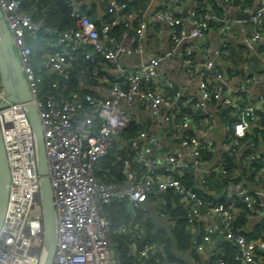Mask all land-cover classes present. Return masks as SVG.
Wrapping results in <instances>:
<instances>
[{"label": "built area", "instance_id": "2783aa9c", "mask_svg": "<svg viewBox=\"0 0 264 264\" xmlns=\"http://www.w3.org/2000/svg\"><path fill=\"white\" fill-rule=\"evenodd\" d=\"M81 1L63 0L73 25L61 28L47 23L45 14L34 17L35 9L22 0H0L42 129L54 211L49 264H120L114 233L128 239L136 256L133 264H147L153 257L158 263L166 255L164 245L138 248L141 226L111 228L105 206L126 201L133 213L148 211L167 225L166 192H173L172 203L186 211L197 253L218 254L217 238L234 246L237 264H264V232L252 238L240 232L242 227H233L237 202L249 220L255 219L245 232L264 218V137L255 135L264 117V93L252 90L264 79V69L246 70L243 81L232 84L231 49L206 41L210 28L224 38L237 24L239 44L255 51L263 40L264 0L249 11V29L226 14L223 0H214L219 10L207 9L202 17L205 5L198 0H165L154 11H141L134 32L129 24L138 14L135 9L127 12L123 2L109 0L108 13L92 19L79 7ZM238 1L248 11V0ZM185 3L190 5L183 10ZM159 21H165L169 46L134 67L125 65V57L142 53L140 38L147 31L158 40ZM118 23L125 28L115 33ZM43 41L49 49L40 61L35 47ZM169 59L176 61L169 64ZM79 60L93 64L90 73L97 83L89 90L82 75L80 90L68 85ZM0 101L10 169L0 264H43L49 247L35 133L24 104L5 97L1 78ZM225 107L231 109L232 122L219 119V109ZM230 159L237 164L232 174ZM229 174L221 187H211L210 178ZM183 259L187 264H224L220 258L205 263L189 254ZM164 262L174 264L168 258Z\"/></svg>", "mask_w": 264, "mask_h": 264}, {"label": "trees", "instance_id": "16d2710c", "mask_svg": "<svg viewBox=\"0 0 264 264\" xmlns=\"http://www.w3.org/2000/svg\"><path fill=\"white\" fill-rule=\"evenodd\" d=\"M25 4V7L32 6L35 9L34 17H37L40 14H45L47 18V23L50 25H56L61 28H67L73 25V21L70 17V9L63 3L62 0H22ZM119 2H123L125 4V11H130L131 9H135L138 14L134 16L129 24L130 31L134 32L138 19L141 16V11H143L146 7L147 0H118ZM201 4L203 3L205 6L203 7L202 11L199 12V17L204 16V12L207 9H212L218 11L220 6L218 7L215 4L214 0H198ZM200 6V4H199ZM207 6H210L207 8ZM87 15V13H86ZM91 18V15H87ZM124 25L122 23H118L115 28V33H119L124 29ZM39 38L42 37L41 35L38 36ZM46 39V38H45ZM47 40V39H46ZM49 48L46 46L45 41L36 43L35 51L37 57L40 61L43 59V55L45 54L46 50ZM231 56V52L229 57ZM93 67V64L89 61H78L77 64L73 66L71 70V79L68 80V85L72 89L80 90V85L78 82V76L82 75L85 77V82L88 86L97 83V80L91 76L90 69ZM232 67L233 63L231 62V67L228 68V74L232 75ZM84 69V72L81 73V70ZM234 74V73H233ZM46 83L48 82V78H46ZM82 88V87H81ZM84 88V87H83ZM231 109L229 107L219 109V119L223 122H232V116L230 114ZM255 129V135L261 138L264 137V117L260 124ZM136 130V127H133L131 131ZM248 137V135H246ZM257 140L258 139H254ZM228 167H230V172L234 170L237 171V164L234 159H230L228 162ZM231 174L227 175L226 177H222L219 179L218 176L210 178L211 187H221L225 180L230 178ZM253 177V176H252ZM238 177H234L237 179ZM248 178V177H247ZM215 190V189H214ZM216 191V190H215ZM166 197L167 204L164 207L165 213L168 215V222L169 224L164 225L158 221H155L154 216L147 211V213L142 212L141 210H137L136 213H133L130 209L129 203L126 201H113L107 206H105V210L107 211L109 221L111 224V228H115L120 223H125L127 226L131 227L134 224H139L142 228V231L139 232L140 237H137L135 240V244L138 248H141L146 243H161L165 247L166 255L165 257H160V261L158 263L154 262V257L147 262V264H166L164 261L165 259H170L174 264H187V261L183 259L187 254L195 257L196 259L204 262H214L217 259H222L224 264H237L233 260L234 254V246L228 241H221L215 238L217 242V253H212L211 256L208 254L202 255L196 252L193 248V244L191 241V232L187 231V216L186 211H184L181 207L177 206L176 203L173 204L174 201V193L173 192H166L163 195ZM238 207L237 217L234 221V230H240L241 233L245 234L246 237L257 238L262 235L264 232V218L257 224L251 227L250 231H246L244 229L247 228V224L249 222V215L247 210L242 207L240 204L236 203ZM144 216V217H143ZM166 227L168 230H166ZM160 232L162 234H160ZM113 240L116 242V249L118 252V261L120 264H133L136 256L130 253V243L127 238H124L122 235L114 233Z\"/></svg>", "mask_w": 264, "mask_h": 264}, {"label": "water", "instance_id": "95a60500", "mask_svg": "<svg viewBox=\"0 0 264 264\" xmlns=\"http://www.w3.org/2000/svg\"><path fill=\"white\" fill-rule=\"evenodd\" d=\"M0 78L9 101L22 102L31 127L35 133L37 149V165L40 174V202L44 217L43 234L49 244V251L43 264H49L53 245L54 211L49 185L46 159L42 145V129L37 113V107L28 90L26 80L22 74V68L18 57L14 53L12 36L1 17L0 12ZM4 105L0 101V108ZM10 182V169L7 160L4 139L0 130V226L2 224L8 201Z\"/></svg>", "mask_w": 264, "mask_h": 264}, {"label": "crops", "instance_id": "0c3cea01", "mask_svg": "<svg viewBox=\"0 0 264 264\" xmlns=\"http://www.w3.org/2000/svg\"><path fill=\"white\" fill-rule=\"evenodd\" d=\"M128 1L131 2L134 0ZM164 1L165 0H147L146 7L144 9L145 13L151 10L154 11L158 9ZM258 1L259 0H248V6H250L248 11H243L241 9L238 0H223L221 1V7L227 15L234 17L239 21H242L241 24L247 27V29H249L250 27L246 24L247 15L249 14V11L254 9V3H258ZM78 5L79 7L85 10V13H87V15H91L92 19H98L99 17L106 15L110 8L109 0H82ZM189 5L190 3H185V5H183V10H186ZM158 28V40H153L151 38V34L147 31L145 35L140 38L143 46L142 53L133 54L127 58L125 57V65H127L128 67H134L136 64L140 63L141 61L145 60L147 57L155 53L156 50H161L169 46L168 29L165 24V21H159ZM239 37L240 29L237 24L232 28L231 32L228 33L224 38H220L219 34L212 28L209 29L208 34L206 36V41L209 43L210 46H214L222 42L226 44L229 49H231V56L229 57L228 54L227 57H229L230 62L233 63L232 68L235 77L231 80L232 84L242 82L244 78V72L246 70L260 72L261 69H264V31L263 40L255 46V51H248L247 49L243 48L239 44ZM173 60L175 59H169L167 60V63L171 64ZM177 68H179L178 65ZM173 73L174 74L172 75V77L175 78V72ZM188 88L193 90L194 86L191 85L188 86ZM252 90L256 93H264V79H262L257 84L253 85ZM251 219L255 221V219ZM252 220H249V225L252 224Z\"/></svg>", "mask_w": 264, "mask_h": 264}, {"label": "rangeland", "instance_id": "374dc122", "mask_svg": "<svg viewBox=\"0 0 264 264\" xmlns=\"http://www.w3.org/2000/svg\"><path fill=\"white\" fill-rule=\"evenodd\" d=\"M254 4H255V6H256L257 3L255 2ZM255 6H254V7H255ZM254 7H253V8H254ZM14 53H15V55L18 57L17 52H16L15 49H14Z\"/></svg>", "mask_w": 264, "mask_h": 264}, {"label": "bare ground", "instance_id": "6f19581e", "mask_svg": "<svg viewBox=\"0 0 264 264\" xmlns=\"http://www.w3.org/2000/svg\"><path fill=\"white\" fill-rule=\"evenodd\" d=\"M46 241V240H45ZM46 245L49 247V244H48V242L46 241ZM45 253H46V251H45ZM44 263V262H43Z\"/></svg>", "mask_w": 264, "mask_h": 264}]
</instances>
